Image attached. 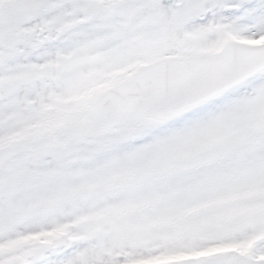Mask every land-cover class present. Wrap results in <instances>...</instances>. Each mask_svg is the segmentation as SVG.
Listing matches in <instances>:
<instances>
[{
  "label": "snow or ice",
  "instance_id": "snow-or-ice-1",
  "mask_svg": "<svg viewBox=\"0 0 264 264\" xmlns=\"http://www.w3.org/2000/svg\"><path fill=\"white\" fill-rule=\"evenodd\" d=\"M0 264H264V0H0Z\"/></svg>",
  "mask_w": 264,
  "mask_h": 264
}]
</instances>
